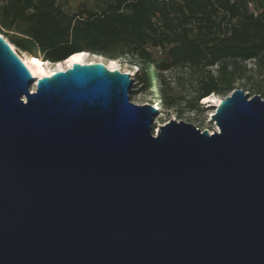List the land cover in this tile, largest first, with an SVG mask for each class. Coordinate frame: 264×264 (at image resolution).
Listing matches in <instances>:
<instances>
[{
  "label": "water",
  "instance_id": "water-1",
  "mask_svg": "<svg viewBox=\"0 0 264 264\" xmlns=\"http://www.w3.org/2000/svg\"><path fill=\"white\" fill-rule=\"evenodd\" d=\"M131 86L101 62L37 76L0 37V264H264V99L154 134Z\"/></svg>",
  "mask_w": 264,
  "mask_h": 264
},
{
  "label": "trees",
  "instance_id": "trees-1",
  "mask_svg": "<svg viewBox=\"0 0 264 264\" xmlns=\"http://www.w3.org/2000/svg\"><path fill=\"white\" fill-rule=\"evenodd\" d=\"M249 1L108 0L101 10L68 14L56 0H0V32L54 64L83 51L126 56L141 72L143 89L135 97L161 91L157 70L183 67L194 83L193 107L211 94L228 95L237 81L264 99L263 84L245 65L253 61L255 72L264 75V0Z\"/></svg>",
  "mask_w": 264,
  "mask_h": 264
},
{
  "label": "rangeland",
  "instance_id": "rangeland-1",
  "mask_svg": "<svg viewBox=\"0 0 264 264\" xmlns=\"http://www.w3.org/2000/svg\"><path fill=\"white\" fill-rule=\"evenodd\" d=\"M108 0H56V3L61 7L63 11L68 14L75 13L79 10L86 9L89 11L101 10ZM249 1V0H248ZM249 8L253 10V4L249 1ZM2 34V32H1ZM8 38V37H7ZM11 40V39H9ZM15 51L20 55L24 54L21 49L16 48ZM87 61H95L109 64V57L101 56L91 52H87ZM157 58H159L160 53L157 50ZM35 57V56H34ZM116 60V59H115ZM159 60V59H158ZM120 65L122 72H127L131 74L132 86L128 92L129 99L131 102L137 105L149 104L155 107L159 113L153 118V131L154 134L157 131L158 126L164 125L170 119L175 121H184L195 125L201 130H214L217 129L215 122L210 118V116L215 112V107L212 102V95L222 98L220 94H211L203 100L200 101L202 105L200 107H193L194 97L193 85L189 71L183 67L170 68L168 70H157L158 75V89L157 94L152 91H147L143 93V98L139 99L140 94L137 97L133 96L134 92L139 93L143 89V85L139 84L138 75L141 73L140 68L133 65L130 60L124 56L116 60ZM50 67L53 70H57L60 66H65L66 63H51ZM246 67L251 69L250 74L253 75V80L261 81L264 86V75H259L255 72L256 68L253 61L246 62ZM216 66L211 67V72L215 73ZM241 82L237 81V87H239ZM245 92L251 91L247 90V87H242ZM173 100V106H166V102ZM186 101H191V104L187 106Z\"/></svg>",
  "mask_w": 264,
  "mask_h": 264
},
{
  "label": "bare ground",
  "instance_id": "bare-ground-1",
  "mask_svg": "<svg viewBox=\"0 0 264 264\" xmlns=\"http://www.w3.org/2000/svg\"><path fill=\"white\" fill-rule=\"evenodd\" d=\"M0 37L7 39L6 41L9 43L11 49L15 51V49L17 48L15 46V44H13L8 38H6V36L1 34V32H0ZM19 56L21 57L23 62L33 65L34 70L37 71V76H47V75H50L53 71H55L50 67L51 64L49 61L36 59L33 55L28 54L26 52L22 55L20 54ZM87 56H88V54L85 51L75 53L72 56H70L66 61L63 62V63H66L65 66H60V68H58L57 70H65V69L71 67L73 65V63L85 64V63L95 62V61H91V62L87 61L86 60ZM103 64L110 70H114V69L119 70V71L121 70L120 65L118 64V62L115 59H111L109 64H106V63H103ZM210 97H212L211 100L213 102V106L214 107L217 106L221 98L217 97L216 95H212ZM141 98H143V93H141L139 96V99H141ZM214 131H218V128L214 129Z\"/></svg>",
  "mask_w": 264,
  "mask_h": 264
},
{
  "label": "built area",
  "instance_id": "built-area-1",
  "mask_svg": "<svg viewBox=\"0 0 264 264\" xmlns=\"http://www.w3.org/2000/svg\"><path fill=\"white\" fill-rule=\"evenodd\" d=\"M7 40V39H5ZM209 134H212L214 132V130H207Z\"/></svg>",
  "mask_w": 264,
  "mask_h": 264
}]
</instances>
